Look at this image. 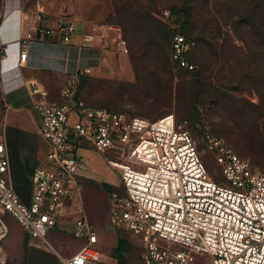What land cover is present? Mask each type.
Masks as SVG:
<instances>
[{
    "label": "built area",
    "instance_id": "2783aa9c",
    "mask_svg": "<svg viewBox=\"0 0 264 264\" xmlns=\"http://www.w3.org/2000/svg\"><path fill=\"white\" fill-rule=\"evenodd\" d=\"M172 14L166 11L165 17ZM29 18L34 25L27 46L45 35L57 34L66 44L77 36L75 23L63 17L44 27L50 20L39 3ZM110 33L115 35L111 38ZM99 38L122 40L120 29L103 24L98 35H82L81 44L91 48ZM121 43L125 48V41ZM194 46L193 40L174 36L171 59L177 70L195 71L186 57ZM26 59L24 51L20 63ZM92 73L86 68L70 75L62 102L51 101L44 88L33 85L49 167L34 169L31 204L25 205L11 184L9 154L0 143V208L30 238L48 245L49 232L79 194L82 179L89 178L90 169L79 153L89 146L114 156L108 164L119 170L120 184L110 194V221L116 231L140 241L141 264H264V171L206 132L203 142L224 177L217 183L197 140L173 114L151 121L76 101L79 77ZM7 235L8 227L0 220V255ZM74 238L84 245L62 264H101L97 232L86 217L75 222Z\"/></svg>",
    "mask_w": 264,
    "mask_h": 264
},
{
    "label": "rangeland",
    "instance_id": "374dc122",
    "mask_svg": "<svg viewBox=\"0 0 264 264\" xmlns=\"http://www.w3.org/2000/svg\"><path fill=\"white\" fill-rule=\"evenodd\" d=\"M101 1L111 6L108 20L120 29L122 40L109 39L112 47L106 48V59L112 69L104 66L102 72L87 76L93 85L82 101L92 108L151 121L173 114L197 140L207 171L217 183L224 177L205 147L206 132L264 171V0ZM166 11L173 12L171 18L165 17ZM180 15L188 17L191 40L198 38L189 51L196 65L193 72L176 69L169 45L142 51L140 43L147 39L163 43L156 30L148 37L142 23L147 28L158 23L179 30ZM84 154L88 165L101 171L97 179L118 182L119 170L108 164L112 154L94 149ZM117 234L128 242L124 264H141L140 241L129 232ZM117 260L114 252L110 262Z\"/></svg>",
    "mask_w": 264,
    "mask_h": 264
},
{
    "label": "crops",
    "instance_id": "0c3cea01",
    "mask_svg": "<svg viewBox=\"0 0 264 264\" xmlns=\"http://www.w3.org/2000/svg\"><path fill=\"white\" fill-rule=\"evenodd\" d=\"M37 3L50 20L43 23L44 27H52L51 21L59 17L75 23L77 36L72 43L62 42L59 35L54 34L25 45L34 25L29 13L36 10ZM111 15V6L101 0H0V143L9 154L11 184L25 205L31 204L34 169L49 167V145L39 134L40 119L34 108L33 85L44 88L51 101L62 102L61 94L70 75L86 68L98 73L106 66L112 69L106 59V48L112 47L108 39H97L91 48L81 44L82 35H98ZM110 36L112 38L113 34ZM24 51L27 59L20 63ZM92 150L91 147L80 150L85 162L84 153ZM90 160L95 161V157ZM88 167L89 178L82 179L79 194L49 232L48 245L30 238L18 222L0 208V220L8 227V235L1 242L0 264H62L84 245L67 233L71 232L74 237L75 222L82 217L96 229L95 249L101 254L103 264H111L119 236L110 221L112 192L103 184L118 187L120 182L99 180L96 177L101 171L97 165Z\"/></svg>",
    "mask_w": 264,
    "mask_h": 264
},
{
    "label": "trees",
    "instance_id": "16d2710c",
    "mask_svg": "<svg viewBox=\"0 0 264 264\" xmlns=\"http://www.w3.org/2000/svg\"><path fill=\"white\" fill-rule=\"evenodd\" d=\"M107 23L110 24V25H113V24H111V22L109 20H108ZM145 23L146 22H144L142 24H143V27H146L145 31H146V34L148 35V37H151V35H152L151 33H153V30H156L155 32L160 35V38H161L163 43L160 44V43H157V42H153L152 39H150L149 41L147 39L145 44H143V42H140L144 46V49L142 51H150V50H152V48L157 49V50L158 49L161 50L162 47H164V46L168 47V45H169L170 46L169 57L171 59L172 42H173V38H174L175 35L180 34V35H183V36H185V37H187L188 39L191 40L190 32L188 30V28H189V20H188L187 16L185 18H183L182 16L178 17L177 24H178V29L179 30H172L170 27H168V25L165 26V25H160L158 23L156 25H153L152 27L147 28V24H145ZM192 39H193V41H195V45H196L197 41H198V38H192ZM190 52H188L186 54V57L192 64L195 65L193 60H191V58H190ZM92 85H93V82L88 77H85V76L79 77L78 90H77V94H76L75 100L76 101L83 100L84 94L90 90ZM110 111H112V110H110ZM106 188L110 189V192L114 191V188L113 187L110 188L109 185H106ZM127 248H128V242L124 238L119 236L118 246L115 249V254H116V257L118 259L117 260V264H124L123 254L126 252Z\"/></svg>",
    "mask_w": 264,
    "mask_h": 264
}]
</instances>
